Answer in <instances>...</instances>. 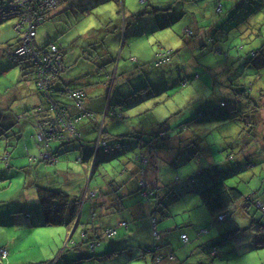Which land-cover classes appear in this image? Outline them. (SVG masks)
<instances>
[{
	"label": "trees",
	"instance_id": "16d2710c",
	"mask_svg": "<svg viewBox=\"0 0 264 264\" xmlns=\"http://www.w3.org/2000/svg\"><path fill=\"white\" fill-rule=\"evenodd\" d=\"M51 10L54 9H45V19L40 24L48 20L49 11ZM218 30L219 28L213 24L211 29H204L203 34L207 35V41L213 43V51L223 56L224 59L221 64H225L226 67L216 73L215 76L213 75L211 81L206 76L207 73H210V68L208 67L206 69L208 72H194L188 75L189 79L193 81L191 87L195 94L190 96L191 100L187 102L183 110L181 109L182 111L179 110L173 115L175 117L184 115L185 119L180 123L174 122L172 120L173 117L162 121L156 116L154 111L153 119L148 118L149 120L146 121L148 127L139 131L127 129L125 132L120 133H113L110 125L116 121L131 118L129 116L126 117L124 111V107L130 105L131 102H124L125 99L122 95L117 94L116 96L114 94L118 87L115 88L117 73L115 70L112 71V66L110 69H108L110 65L104 67L105 70L110 71L109 73L98 72L95 77L94 86L104 85L106 87L104 92L98 93L99 97H90L86 86H71L62 84L59 81L64 71L68 72V69L69 71L74 70L75 67H77L75 71H79L80 68L77 65L65 64L64 52L58 44L54 43L58 47L62 67L55 74H47L45 77L43 73L42 75L39 74L42 62L38 60L36 55H33V57L16 55V50L22 43V35L17 31L18 42L16 45L14 43L8 44L9 49L6 50V55L10 60L21 66V69L25 72V82L23 84L27 85L26 81H28L33 88L31 90L39 96L40 100L39 103L30 109H18L20 112L16 116L17 120L26 119V123L31 124L34 129L33 136L36 135V142L32 144V146H35L33 148L35 150L32 151L31 147L28 148L27 146L25 151L26 155L30 157L31 163L60 166L58 165L59 158L61 159L62 156L68 157L69 154L74 156L75 154V158L79 163L89 162L88 179L92 180L94 177L97 179L95 165L98 163L99 156H105L109 164L114 161L120 163L122 161L121 157H125L128 162H132L137 168L136 175L134 173L132 175L134 174L137 177L139 196L144 200H156L155 210L150 214L152 241L143 246L138 245L136 252L133 248L135 245L131 243L133 235L128 234V223L122 221L120 226L127 230L126 232L123 230L120 238L123 240H118V243L121 241L127 242L122 246L116 248L110 246L103 252H98L99 250L97 251L96 247L102 244L103 240L115 237L118 234V230L114 227H102L99 231L95 227H90L83 232L85 235L81 242L70 238V245L60 251L55 258L30 264H63V262L64 264H69L66 254L73 256L76 260L75 263H79L89 257V255L84 253L98 254L101 257L121 253L123 250H127L128 253L131 251L134 255L132 258L138 259L139 264H217L222 260L226 261L228 259L222 243L228 240L231 235L235 236L243 231L239 226L241 222L233 216L238 211L243 214L242 217L247 216L249 218V221H247L248 226H243V228L249 231L253 230V232H250L251 238H254L251 250L264 248V224L261 223V221H264V215L260 216V221L256 219V213L261 212V210L264 211V202L259 196H256L257 189L252 190V193L247 196L241 191L238 182L231 180L232 177H237L241 171H252L253 169L251 170V168L256 167L253 158L250 159V155L253 153L250 150L251 148H257L260 157L264 155V43L259 50L262 52L259 60L260 65L257 68L259 70L254 76L245 69L234 71L232 65L235 60L232 63L230 59H239L241 55L231 56L229 52L231 48H226L225 45L217 43V38L211 33ZM183 31L181 33L186 42L185 46H183V55L189 52L196 57L197 46L195 42L189 45V40H195L197 32H201V30L198 27V29L187 28ZM49 44L44 47H38L34 39L33 49L35 53L44 58L49 51ZM240 46L241 44L238 48L246 49L244 45ZM226 49L228 50L226 51ZM175 53L174 50L168 51L165 60L167 59V62L172 60ZM200 54L202 55V52ZM251 55L255 57L259 53L252 51ZM153 64L157 67L159 66L155 59ZM217 76L218 78H216ZM203 78L204 80H202ZM196 81H200L202 86L195 87L193 83ZM189 83L187 80H183L184 87ZM202 87L210 88L212 92V95L208 96L210 103H206L199 94H196ZM100 98L103 99V105L98 107L97 104L101 100ZM161 102L157 101L156 105ZM197 102H199V105H196ZM211 109H216L212 113L220 111L218 114L219 122L215 126L221 127L223 130L226 127L233 126L236 129V136L230 142L228 140L223 141L221 146H218L219 151L214 150V154L211 155L213 161L209 166L208 170L210 172L208 175L205 174L207 169H203L199 174L193 172L192 175L189 174L185 179L187 182L197 185L198 195L202 204L206 207L207 213L212 217V223H204L206 226H202L199 229H196L197 226L190 225L197 231L196 233L195 230H191L193 235L189 234L190 230L189 232L183 230L178 233L179 228L177 225L173 227V223L171 221L166 222V220L172 217L168 211L169 204L178 200L181 193L177 187L172 186V182L159 181V183L154 185L149 178V174L156 173L159 164L165 162L162 155L165 151L178 152V154L185 151L187 154V151H189L190 158L187 163L192 158H198V156L202 157L200 158L201 160L206 161L205 159L210 154L208 150L206 152L202 144L204 143V139H202L204 138V132L202 130H206L209 133L216 127L214 126L211 129L208 127L203 128L200 122L205 119L206 114H209L210 112L208 111ZM220 113H222L221 116ZM194 125L200 126L201 129L195 128ZM12 126L0 127V136L10 132ZM189 130L192 133H189ZM41 135H44V137L40 138ZM219 153H222L221 157ZM10 154L11 152L6 150L3 156L0 154V160H4L8 164ZM193 162L196 163V160ZM242 163L245 166L244 168ZM260 163H264V161ZM103 164L105 165L106 163L102 162L101 165ZM172 164L176 165L175 162ZM6 174L9 173L3 172L1 174L0 185L2 180H7ZM103 174L99 173L101 178L105 180L106 176ZM195 174L197 178L194 177ZM213 174L215 177H212ZM198 176L203 177V179L200 180ZM175 180L182 181L180 178ZM103 185L99 183L98 187H93L89 185L88 180L82 187L81 192L74 196L61 188H54L49 185L38 186L37 192L42 202V207L40 208L48 217V225H68L76 221L82 212L83 203L102 195L105 189ZM143 193H147V196H144ZM35 208H21L14 211L13 214L15 212L17 214L24 213L29 216ZM67 212L68 215L65 217ZM164 221L167 227L162 230L161 226ZM242 222L245 223L244 220ZM186 223L187 225L191 224L190 222ZM236 223L238 226H236ZM224 226H228V229H224ZM109 231H114V233L108 235ZM176 234L177 236H175ZM81 247H85L86 250L81 251ZM1 250H6L7 256L4 257L0 254V264H8V250L0 246ZM78 253H81V255H78ZM84 255L86 256L84 257Z\"/></svg>",
	"mask_w": 264,
	"mask_h": 264
},
{
	"label": "rangeland",
	"instance_id": "374dc122",
	"mask_svg": "<svg viewBox=\"0 0 264 264\" xmlns=\"http://www.w3.org/2000/svg\"><path fill=\"white\" fill-rule=\"evenodd\" d=\"M138 1L139 0H135V10L138 11V13L134 20L137 28L139 27L140 29L137 30V35L133 37L136 41L131 40L133 38H129L130 27L125 30V26L129 23V19L124 11L118 10L117 12H112V20L114 21L112 22L113 29L111 30H113L112 34L114 35H116V31H119L118 41L114 42L111 46L108 45V52L102 56L103 59L112 58L111 60L113 61L104 66L107 67L111 65L112 71H114L120 63V67L116 70L117 81L115 82V88H118H116L114 94L116 96L117 94L122 95L125 99L124 102H131L130 105L124 107L126 117L129 116L131 118H125L123 121H116L111 124L110 129L113 133L125 132L127 129L136 131L140 128L148 127L146 121L149 120L148 118L151 120L153 119L154 111L156 116L162 119V121L173 117L172 120L174 122L180 123L185 119L184 115L176 117L173 115L183 109L187 102L191 100L190 96H194L195 94L191 87L193 81L189 79L188 75L194 72H208L206 71L208 67L210 68V73H207L206 76L211 81L213 75L215 76L216 73L222 71L223 68L226 67L225 64H221L224 59L223 56L213 51V43L207 41V35L203 34L204 29H211L213 24L219 28L218 31L211 33L217 38V43L219 42V44L225 45L226 48H231L229 51L231 56L237 54L241 55L239 59H230L232 63L233 60H235L232 65L234 71L245 69L247 72H251L252 76L258 72L259 69L257 68H259V60L262 53L259 50L264 43V0H149L150 3L142 2V4H139ZM165 1L166 3L164 4ZM96 11H98V8ZM110 15L111 14H109V16ZM119 17L122 19L120 26L116 25V21ZM89 19L94 20V15L90 16ZM161 20L166 21V23H163ZM17 21L18 18H12L4 20L0 24V29L7 26L11 28H5L3 31L0 30V127H9L13 125L10 132L0 136V154L3 156L6 150L11 152L8 164L5 163L6 161L0 160V170H4L3 172L9 173L10 175V179L2 180L0 185V198H4L3 200H5L4 203L0 204V207L2 210H9L12 212L19 210L14 209L13 205L15 204H25L22 205V208L28 209L29 206L27 204L29 202V205L32 206L31 209L35 208L36 205H34V201L36 200L31 197L32 183L37 179H39L38 183L47 182L49 180L48 174H57L58 169L61 168V166L56 165L44 166L42 164L31 163L30 157L26 155L25 151L27 146L28 148L35 147L32 146V142H36V135L33 136L34 129L31 124L26 123V119L17 120L16 116L20 112V110H18L20 109L18 104H15L12 108L6 109L10 99V91L12 90L11 93L15 96L14 88L22 90L25 85L23 84L25 82V72L21 69L20 65L10 60L6 55V49H9L8 44L15 42L18 37V32L14 27ZM98 21L102 23L103 19H98ZM188 22L193 23L194 26L198 25L201 30L198 40L195 42L197 46L196 57L192 56L189 52L183 55V46H185L186 42L183 34L180 32V28L183 26V23ZM99 23H95L96 26L93 27L99 29ZM49 24L50 21L48 20L46 23H42L37 27L43 30V28ZM164 24H166V28H164ZM71 30L74 34L75 30L73 28H71ZM102 30L103 31L98 32V36L100 38H107L110 33H105V27H102ZM206 33H208V31H206ZM98 39L94 38L93 40L98 42ZM130 41H133V44H131ZM240 44L241 46L244 45L246 49L238 48ZM79 48L80 47L76 45L72 47V50L79 55L82 54V49H80L81 52L79 53ZM87 48L88 47H86V49ZM97 49L102 50L103 44L99 43L98 45H92L86 52L90 54L93 51H97ZM170 50H174L176 53L172 57V60L167 62V59L165 60L163 55ZM227 50L228 49H226V51ZM252 51L258 52L259 55L253 57V55H251ZM200 52H202V55ZM86 58L87 60L84 61V63L82 61L77 65L80 69H95L98 67L99 61H101L99 55L97 56L94 53ZM154 59L159 64L158 67L153 64ZM216 78H218V76ZM183 80H187V82L190 83L184 87ZM202 80H204V78ZM193 85L195 87L202 86L200 81L194 82ZM196 94H199L206 103H210L208 97L212 95L210 88L202 87ZM157 101L162 102L156 105ZM196 105H199V102H197ZM221 109L223 110V108ZM215 110L216 109L209 110L208 112L210 113L206 114L205 119L200 122L203 128L208 127L211 129L219 122L218 114L220 111L218 110L212 113ZM221 115L222 113H220V116ZM16 121H18V123H16ZM194 126L195 128L201 129L200 126ZM202 131L204 132V138H202L204 139L203 146L207 150L211 147L213 150L219 151L220 149L218 146H221L223 141L228 140L227 138H223L221 127H216L209 133H207L206 130ZM243 163L245 164V162ZM243 163L242 166L244 168L245 166ZM108 165V163L105 165L103 164L100 168V172L104 173L103 175L106 176V179H110V176L115 172L113 166L107 167ZM114 165H118L117 172L119 174L121 168L118 161L114 163ZM189 165H195V167H197V163L194 162H190ZM263 165L264 163H260V159H258V161H256V167L251 168V170L254 169V173L243 170L237 177H232L231 180L238 182L241 191L247 196L252 193V190L254 191L257 189L256 196H259V198L263 200ZM159 166L163 170H166V163H161ZM182 168H184V166H182ZM129 174L130 173L127 172L124 177H127ZM253 174L256 175V177L253 178ZM121 176H123L122 173ZM194 177L197 178V175L195 174ZM60 178L64 179L62 175H58L53 179L52 186L54 188L63 187L56 183ZM173 179H176V175H174ZM199 179L202 180L203 177L200 176ZM10 180L12 182H10ZM25 180H27V184L24 183ZM161 182H166V180L162 178ZM199 199L200 196L197 194L196 200ZM145 201L148 200L145 199ZM150 201H154V204L156 203L155 199ZM183 205V202L178 198L175 204L169 207L168 211L172 212V217L171 219H167L166 222L171 221L173 227L177 225L179 228L178 233H181L183 230H186V232L190 230L189 234L193 235V231L191 230H195L194 227L190 226V224L187 225L186 222L189 220V215H198L199 211L195 208L196 202L190 204L191 210L188 213L184 212L185 208ZM33 211L35 210L31 212ZM262 215H264V211L261 210V212L256 213V219L259 220ZM233 216L241 222L239 226L241 230L245 232L241 231L240 234L235 236L231 235L228 240L222 243L223 249L228 255V259L226 261L222 260L217 264H264V248L252 251H249V248L242 249L249 243V239L251 238L250 232H253V230L249 231L243 228V226H248L247 221H249V218L247 216L242 217L243 214L239 211L235 212ZM24 218L25 215L23 213L17 219L23 221ZM207 218L206 224L212 223V217L209 214ZM243 220L245 223L242 222ZM19 221H15L12 226H4L2 227L3 229L0 227V230H2V235H0L1 244L8 241L5 237V232L9 230V241L13 243L20 242L16 247L24 249L23 252L16 254L15 259L22 262L24 256H31L33 258L48 256L46 257L48 259L55 258L59 249L63 247V245L57 247V250L54 251V247L57 245V228H42L36 236H31L28 241H22L25 230L28 229H26L24 224H19ZM0 222L4 223L2 220H0ZM104 222L105 220H103L102 223ZM261 223L264 224V221H261ZM202 226L206 225L197 223L196 229ZM122 234L123 230L120 229L115 237L103 240V246L101 248L105 249L108 247V243L111 244L113 241L118 242ZM66 239L67 237H65V240ZM36 241L40 244H35L34 242ZM139 241L140 240L135 236L131 238L132 245H135L133 247L135 252L137 251L138 244H141ZM119 243L120 245H124L127 242L121 241ZM99 247L100 246H97L96 248L100 250ZM84 254L89 255V257L83 259L80 262L82 264H139L138 259L132 258V256H134L133 253H131V251L128 253L127 250L101 257L98 254ZM78 255H81V253H78ZM85 256L86 255H84V257ZM217 260L219 259L217 258Z\"/></svg>",
	"mask_w": 264,
	"mask_h": 264
},
{
	"label": "crops",
	"instance_id": "0c3cea01",
	"mask_svg": "<svg viewBox=\"0 0 264 264\" xmlns=\"http://www.w3.org/2000/svg\"><path fill=\"white\" fill-rule=\"evenodd\" d=\"M120 2L119 0H62L56 9L49 11L48 20L50 21V24L48 26L46 25V27H44L43 30H40L37 28V35L35 38V43L38 47H44L51 42L58 44L59 47L64 52V61H65V64L67 65H74V66L79 65L80 62L86 61L87 60L86 57H89L93 53L96 54L97 56L99 55V57L101 58V61H99L98 63V67L96 66L97 68L95 69L86 68V69H81V70L79 69V71H75V69L77 70V67H75L74 70L72 69L71 71H69L68 69V72L64 71L65 73L63 72L59 79V81L62 84H69L71 86H83L84 85L86 86L90 97H99L100 95H98V93L104 92V89L106 88L104 85L96 87L94 86V84H95V77L97 73L98 72H105L106 74L109 73L110 71L105 70L104 66L107 63H111L113 61L111 60L112 58H104V59L102 58V56L108 52V49H109L108 45L111 46L113 45L114 42L118 41L119 31H116V35H114L112 34L113 30H111L113 29L112 22L114 21L112 20L113 19L112 12H115V11L117 12L119 10V11H124V13L126 14L127 18L129 19L128 20L129 23H127V25L125 26L126 27L125 30L128 29V27H130L129 38L135 37V35H137V30L140 29L139 27L137 28L135 20H134L138 13V11L135 10V7H136L135 0H121ZM142 2L148 3L149 0H144V1L139 0L138 1L139 4L140 3L142 4ZM165 3L166 1L164 2V4ZM97 8H98V11H96ZM109 14L111 15L109 16ZM92 15H94V20L89 19L90 16ZM98 19L100 20L103 19V22L99 23L100 21H98ZM3 21L4 20L0 19V24ZM162 22L166 23V21H162ZM95 23L100 24L98 26L99 29H95L93 27V26H96ZM121 23H122V19L121 17H119V19L116 21V25L120 26ZM193 25L194 24L191 22L183 23V26H181L180 28V32H183V30H186L187 28H197L198 29V25L197 26H193ZM102 27H105V33L107 32L110 33V35L107 36V38L105 37L100 38L98 36L99 35L98 32L103 31ZM5 28L11 29L9 26H7V27H2L0 30L3 31ZM71 28L75 30L74 34L72 33ZM164 28H166V24H164ZM199 33L200 31L197 32V38L195 40L193 41L189 40L190 41L189 45L194 44L193 42H196V40H198V37L200 35ZM94 38L96 39L99 38L98 42H95L93 40ZM131 40L136 41V39L134 38ZM133 41H130V43L133 44ZM17 42H18V38L15 42H13L14 45H16ZM99 43L103 44L102 50L97 49V51H93L90 54L86 52V50L89 47H92V45H98ZM76 45L80 47L79 53L81 52L80 49H82V54L77 55L72 50V47ZM86 47L88 48L86 49ZM119 67H120V63L115 68V72L116 70H118ZM110 68H111V65L109 66L108 69ZM26 83L27 85H24V88L21 87L23 88L22 90L18 88H14L15 96H13V94L11 93L12 90L10 91V99H9V103L6 109L12 108L15 104L16 105L18 104L19 108L26 110V109H30L31 107H34L37 103L40 102L39 96H37L36 93H33L32 91L33 88L31 84L28 81H26ZM100 99L101 100L98 101V104H97L98 107L103 105V99L102 98ZM65 100L68 101L67 99ZM141 129L142 128L138 129V131ZM188 132L192 133L190 130ZM222 132H223V137L227 138L229 142L233 140L234 137L236 136L235 128L233 126H230L229 128L226 127L225 130L222 129ZM31 150L34 151L35 149L31 148ZM250 150L253 151V153L250 155V159L253 158L254 163H256L258 159H260V162L264 160V155L260 157L257 148H251ZM206 152H207V149H206ZM208 153L210 155H208V157L205 159L206 161L201 160L200 158L202 157L200 156H198V158H195V159L192 158L190 162H193L194 160H196L197 167H195V165L194 166L189 165L190 162L187 163L190 158L189 151H187V154H186V151L181 152L180 154H178V152L165 151L162 153L163 158L165 159V162H162V163H166V170H163L160 166H158L156 173L149 174V178L150 180L153 181L152 183L154 185L156 183H159V181H161V179L164 178L167 183L172 182V186L177 187L179 189V192L181 193L179 194V200H181V202H183L184 204L183 205L185 208L184 212H187V213L190 212L191 210L190 204L193 202H196L195 208L199 211V214L195 216L189 215V220H188V222L191 223L190 225H193V226H197V223L199 224L207 223V220H208L207 216L209 213H207L208 211L206 207L202 204V201L200 199L196 200L197 194H198L197 185L196 184L194 185V183L187 182L185 179H186V176H188L189 174L192 175L193 172L199 174L203 169H207L206 170L207 173L205 172V174L208 175V173L210 172V170H208L209 166L211 165L213 161L211 159V155L214 154V150L210 147L208 150ZM219 154L221 157L222 153H219ZM75 157H76L75 154L74 156L72 154H69L68 157L62 156L61 159L59 158L60 160L59 164L61 163L60 164L61 168L58 169L57 174H54V173L52 175L48 174L49 180L47 182L38 183L39 179H37L36 181L32 183L31 197L34 198V200H36L34 201V205H36V208L34 209L35 211L31 212L29 216H27V214H24L25 218L23 221H19L17 219L22 214H17L16 212L15 214H13L12 211L2 210L0 207V220L4 222V223L0 222L1 229H3L2 227L4 226H12V224H14L15 221H19V224L21 225L24 224L26 226V229H28V230H25V235L22 237V241H28L31 236H36V234L40 232L42 228L56 227L57 228L56 229L57 245L54 247V251L57 250V247H60L63 245V247L59 249L58 253L64 250L65 247L70 245V242H69L70 238L76 240L77 242H81L82 238L85 235L83 234V232L86 231V229L90 227H95L99 229V231L102 229V227H107V228L114 227L118 230V232L120 231V229L124 230V232L128 230V234H131L140 240L139 242H141V244H138L139 246L149 244L152 241L150 214L154 212L155 204L153 203L154 201H149V200L145 201L139 196L137 177L135 176L137 168L134 166V164L132 162H128L125 157H121L122 161H120V163L118 162L121 168V172L118 174L117 172L118 165H114V163H116L117 161H114L112 164L108 163L109 165L107 167L115 166L114 167L115 172L112 176H110V179H106L105 177V180H104L101 178L99 173H100L101 163L104 162L107 164L108 160L106 159L105 156H99L98 163L95 165L97 179L96 177H94L95 179L93 178L91 180L90 178L88 179V173L90 171L89 162L79 163ZM173 162H175L176 164L175 166L172 164ZM182 166H184V168H182ZM253 170L249 172L254 173ZM0 171H1L0 173V176H1L4 170H0ZM127 172H129L130 174L127 177H124V175ZM121 173L123 176H121ZM132 173H134L135 175L134 174L132 175ZM58 175H62L64 179L60 178L59 181L56 183L63 186L61 187V189L63 191L68 192L72 196L78 195L81 192L82 187L84 186V184L87 183L88 180H89L90 186L98 187L100 183V184H104L103 186L105 187V189L103 190L104 192L102 193V195L95 197L93 199H89L86 203L85 202L83 203V209H81L82 212L76 221H73L68 225L55 224V225L49 226L47 223L48 217L44 213V211L41 210L40 208L42 207V202H41L40 197L38 196L37 187L43 186V185H49L50 187H53L52 181ZM174 175H176V177L180 178L182 181L179 180L180 181L179 182L178 180L173 179ZM6 177H7V180L10 179L9 174H6ZM212 177H215L214 174L212 175ZM254 177H256V175L253 174V178ZM10 182L12 181L10 180ZM24 183L27 184L28 183L27 180H25ZM3 199L4 198H0V204L4 203L5 200ZM175 202L170 203L169 207L175 204ZM29 204L30 203L28 202L27 204L29 206L28 209L32 207ZM22 205H25V204H15L13 205V207L14 209H21ZM171 213L172 212H170V214ZM67 215H68V212L66 213L65 217ZM103 220H105L104 223H102ZM122 221H126L128 223L127 230L124 227L120 226V223ZM236 226H238L237 223H236ZM166 227H167L166 222L164 221L162 223L161 229L162 230L166 229ZM224 229H228V226H224ZM1 231L2 230H0V235H2ZM9 235H10V231L7 230L5 232V237L7 238L8 241L4 244L0 243V246L2 245L8 250V258H7L8 264H30V263H38L40 261L48 259L46 258L48 256H43V257L40 256V258L24 256L23 257L24 259L22 260V262H20L19 260H16L15 259L16 254L23 252L24 249H22L21 247L19 248L16 247L18 244H20V242L19 243L10 242ZM175 236H177V234ZM65 237H67L66 240H65ZM37 239H40V238H37ZM35 240H36V237H35ZM120 240H123V239H120ZM253 240L254 238H250L249 243L245 245L242 249L249 248L250 249L249 251H252L251 247L254 244ZM34 243L37 245L40 244L39 242L38 244L37 241ZM98 246H100L99 248L101 250L102 249L101 247L103 245L100 244ZM110 246H113V248H116L122 245H120L118 242L113 241L111 244L108 243V247ZM108 247H106L105 249L103 248L101 251L103 252ZM41 249H44V248H41ZM85 250H86L85 247H81V251H85ZM98 250L99 249H97V251ZM100 250L98 252H100ZM254 250H258V249H254ZM66 258L69 264H82L80 262L75 263L76 262L75 258L73 256H70V254L69 255L66 254Z\"/></svg>",
	"mask_w": 264,
	"mask_h": 264
},
{
	"label": "built area",
	"instance_id": "2783aa9c",
	"mask_svg": "<svg viewBox=\"0 0 264 264\" xmlns=\"http://www.w3.org/2000/svg\"><path fill=\"white\" fill-rule=\"evenodd\" d=\"M60 1L61 0H0V18H18L15 29L22 35V43L20 47L17 48L16 55L21 57H33V55H36L38 60L42 62L41 65L43 67L40 68L39 74L42 75L43 73L44 77L47 74H55L62 67L58 47L56 44L50 43L48 53L42 58L35 53L33 41L37 35V26L45 19V9H55ZM165 56L166 52L163 57L165 58ZM53 62H55V64H53ZM43 137L44 135H41L40 138ZM143 195L147 196V193H143ZM113 233L114 231H109L108 235H112ZM0 254L6 257L7 251L1 250Z\"/></svg>",
	"mask_w": 264,
	"mask_h": 264
},
{
	"label": "bare ground",
	"instance_id": "6f19581e",
	"mask_svg": "<svg viewBox=\"0 0 264 264\" xmlns=\"http://www.w3.org/2000/svg\"><path fill=\"white\" fill-rule=\"evenodd\" d=\"M51 43H53V42H51Z\"/></svg>",
	"mask_w": 264,
	"mask_h": 264
}]
</instances>
